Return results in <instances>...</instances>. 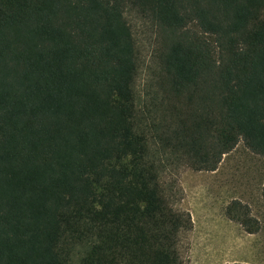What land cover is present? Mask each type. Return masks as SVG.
Instances as JSON below:
<instances>
[{
    "label": "trees",
    "instance_id": "16d2710c",
    "mask_svg": "<svg viewBox=\"0 0 264 264\" xmlns=\"http://www.w3.org/2000/svg\"><path fill=\"white\" fill-rule=\"evenodd\" d=\"M131 17L166 142L199 170L241 140L264 155V0H0V264H183L192 218L161 183Z\"/></svg>",
    "mask_w": 264,
    "mask_h": 264
},
{
    "label": "rangeland",
    "instance_id": "374dc122",
    "mask_svg": "<svg viewBox=\"0 0 264 264\" xmlns=\"http://www.w3.org/2000/svg\"><path fill=\"white\" fill-rule=\"evenodd\" d=\"M131 21L140 49L136 90L150 103L157 94L156 40L148 24L133 17ZM150 107L158 135L155 148L162 160L161 183L175 207L189 212L192 218L191 228L180 234L183 264H264V155L253 152L241 140L223 156L217 169H196L190 156L165 140L168 135L164 129L174 126L170 113L157 104L150 103ZM171 140H175L173 133ZM235 201L248 207L257 220V229L232 218L238 212L235 208L231 212ZM85 250L76 253L75 264H80Z\"/></svg>",
    "mask_w": 264,
    "mask_h": 264
}]
</instances>
